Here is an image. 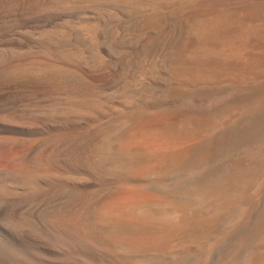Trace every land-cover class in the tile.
Returning <instances> with one entry per match:
<instances>
[{
  "label": "bare ground",
  "instance_id": "1",
  "mask_svg": "<svg viewBox=\"0 0 264 264\" xmlns=\"http://www.w3.org/2000/svg\"><path fill=\"white\" fill-rule=\"evenodd\" d=\"M190 1L0 0V264H264V0Z\"/></svg>",
  "mask_w": 264,
  "mask_h": 264
},
{
  "label": "rangeland",
  "instance_id": "2",
  "mask_svg": "<svg viewBox=\"0 0 264 264\" xmlns=\"http://www.w3.org/2000/svg\"><path fill=\"white\" fill-rule=\"evenodd\" d=\"M200 1V2H199ZM202 2V3H201ZM190 3H194V0H191ZM199 4V5H198ZM197 5V6H196ZM204 5V6H203ZM192 6H195V8L202 10L205 9V3L202 0H195V3L192 4ZM128 23H123L119 29L118 32L121 31V33L119 32V37L122 39H132L134 38L135 34H137L136 31H134L133 28L129 27L130 25ZM133 29V30H132ZM126 31V32H125ZM122 37H121V36ZM129 37V38H128ZM28 80H24V79H20V80H16V81H11V83L8 84H1L0 88L8 90H14V89H20L22 92L23 91H29V90H38V89H44L46 88L47 84H37L36 83V79L32 78H26ZM30 80V81H29ZM34 80V81H32ZM13 83V84H12ZM95 82L92 81L90 78H83L82 80L79 81V85L84 86V87H89L91 89H93L96 85L94 84ZM44 84V85H43ZM19 90V91H20Z\"/></svg>",
  "mask_w": 264,
  "mask_h": 264
}]
</instances>
